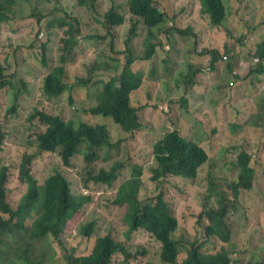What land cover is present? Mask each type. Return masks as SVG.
<instances>
[{"label":"rangeland","instance_id":"1","mask_svg":"<svg viewBox=\"0 0 264 264\" xmlns=\"http://www.w3.org/2000/svg\"><path fill=\"white\" fill-rule=\"evenodd\" d=\"M127 2L128 0H99L97 11L90 13L86 8L79 6L76 0H18L13 7L11 19L0 23V64L6 65L9 73H16L15 81L27 78L31 85V89L29 88L19 98L14 112H10V109L16 103L15 93L9 87L0 91V132L6 136L5 149L0 152V168L4 165L9 167L13 179L12 186L15 189L11 193L12 197L19 201L27 191L26 185L23 188L19 187L17 178L18 168L26 154L34 157L32 172L40 184H44L47 177L55 171L61 170L73 182V193L80 194L85 189L93 195L92 203L84 208L85 223L97 221L93 236L87 238L78 231V228L70 226L62 236V244L51 236L49 243L38 244L37 253L43 248L46 249L48 254L46 264H67L66 251L90 253L97 237L112 233L118 241L126 245L128 253L136 255L131 258L123 252L118 253L114 256L112 264H164L160 257V243L146 230L129 232V226L122 218L123 213L117 210L114 203L119 186L132 175V166L140 164L144 170L141 198L154 200L164 190L167 198L174 203L180 221L176 237H191L197 232L198 216L194 213L201 210L206 191L204 184L210 181V174L220 183L225 178L227 180L237 178L238 171L235 167L238 154L242 149H247L253 155V165L258 173L254 188L243 195L246 205L241 204L232 211L230 218L239 232L238 242L241 245L245 246L246 233L255 229L256 234L250 238L246 252L234 253L236 258L245 255L249 259L253 254V252L250 254L249 250L258 242V248L264 249V134L256 135L254 128L250 126V138L246 134L244 138L231 140L223 139L222 136L238 123L236 113L249 111L254 103H257L254 120L263 123L264 132L262 114L264 103L260 97L252 95L253 92L264 89V81L258 83L257 91L246 92L250 83L245 80L253 68L251 60L258 56L257 51L264 43V22L261 23L263 16L259 11L261 7L264 9V0H249L250 7L244 9L241 8L240 0H224L226 20L218 26L213 23L210 13L202 14L199 0H155L156 6H164L171 16H177L174 20L175 25L184 27L192 24L194 32L192 36L186 38L178 37L177 45L171 42L172 45L169 44L166 48V43H163L165 51L169 52L178 64L173 68L169 66L171 71L164 72L165 66H162L152 75L149 73L150 64H147L148 62L143 64L147 71L146 80L151 83L160 77L162 84L159 87L149 84L143 90L132 93L134 103L138 106L147 105V108L140 111L142 127L128 134L112 117L87 114V109L97 103L96 91L101 87L98 81L117 77L128 56L125 41L131 24L139 18L129 12ZM113 5H116L118 11L125 16L126 22L107 34L103 26L104 15ZM67 13L80 18L82 31L78 35L76 56L67 63L71 86L61 96L50 99L42 91L44 75L54 66L61 64L62 39L66 37L67 26L61 27L57 24L49 27V24L59 17L68 18ZM39 16H43L41 22L38 21ZM146 34L147 27L140 21L139 35L132 42L136 55L135 70L139 66L138 56L145 52ZM88 35H105L106 38L87 39ZM194 39H199L200 45L196 44ZM207 43L216 46L222 56L228 55L227 60L221 56L218 71L209 70L208 64L205 65L203 62L198 64L199 48L202 46V53H205L209 50L204 48ZM44 44L47 45L46 52H43ZM167 52L162 54L163 57ZM185 58L200 69V75L196 79L198 82L194 83L188 95L190 100L188 109L182 106L181 89L173 88L174 85L181 86L176 83L175 78L181 77L183 70L181 65L185 63ZM231 62L239 68L241 77L230 73L228 64ZM95 66L99 70H96ZM77 77L90 79L91 83L80 86L75 83ZM238 79L242 80L236 82ZM18 87L23 88V85L18 84ZM236 88H243L244 91L239 92ZM242 94L244 96L239 98ZM146 101L148 103L144 104ZM162 106L166 109H162ZM36 109L59 113L67 121L75 124L76 128L80 126L82 120L91 124L105 123L114 134L115 141L124 140L111 150H97L100 151L101 158L91 164H88L84 155L79 153L73 159L72 166L65 167L58 152L38 149L37 136L45 127L31 120V115ZM225 109L228 110L227 115ZM175 115L176 120L180 115L183 117L175 121ZM224 119L223 135L216 136L211 130L217 131L216 126ZM179 125L193 141L203 144L206 150L208 148L210 160L202 166L195 179L176 177L168 184H161L151 178L150 169L155 164L153 148L166 132ZM222 142L226 146L222 145ZM87 146L88 140L85 137L81 150L87 151ZM116 161H123L124 166L112 185L90 180V172H98L102 168L109 169ZM85 182L88 186H85ZM30 220L27 219L26 222ZM23 237L25 241L29 240L28 234L23 233ZM17 240L11 234L2 235L0 252L4 250L5 257L14 259L20 254V249L16 245ZM8 243L13 245V249L7 246ZM221 248L222 246H218L215 251ZM32 258L35 259V256ZM248 259L245 258L244 261L247 262Z\"/></svg>","mask_w":264,"mask_h":264},{"label":"trees","instance_id":"2","mask_svg":"<svg viewBox=\"0 0 264 264\" xmlns=\"http://www.w3.org/2000/svg\"><path fill=\"white\" fill-rule=\"evenodd\" d=\"M76 1L90 13L97 11L99 0ZM199 1L202 14L210 13L209 16L213 17V23L217 26L224 23L226 20L224 0ZM17 2L18 0H0V23L11 19L13 7ZM240 2L242 9L250 7L249 0H240ZM127 3L129 12L139 18L131 24L125 41V51L128 56L117 77L98 81L101 87L96 91L97 103L87 109V114L112 117L123 131L134 133L142 127V123L141 107L134 105L132 92L143 90L149 84L155 87L162 84L160 77L151 83L146 80L147 71L143 64L145 62L150 64L149 73L152 75L162 66H165L164 72L171 71L170 67L173 68L178 64L172 55L165 51L163 43H166V48L171 42L177 45V37L191 36L194 30L192 25L179 27L172 24L171 21L177 16H171L164 6H156L155 0H128ZM259 11L263 16L262 23L264 22L263 7ZM67 17H59L49 24V27L57 24L61 27L67 26L66 37L62 39L61 64L54 66L44 75L42 91L50 99L61 96L71 86L67 63L76 56L75 50L79 45L78 35L82 31V23L77 16L67 13ZM42 18L43 16H39L38 21L41 22ZM140 19H143L147 25V34L144 38L145 52L142 56H138L139 66L135 70L136 56L133 54L131 43L139 35ZM125 22V16L118 11L116 5H113L104 15L103 26L109 34L110 30ZM94 37L106 38L105 35H88L86 38ZM46 51L47 45L44 44L43 52ZM165 52L167 54L163 57L162 54ZM257 53L260 61L255 62L254 58L251 60L253 68L245 79L250 83L251 91L258 86L257 82L264 81V43ZM218 59L219 53L216 51L213 54L212 69H217L219 66ZM184 62L181 65L183 67L181 77L175 78L176 83L181 86L174 85L173 88L181 89L182 106L188 109L190 102L188 95L194 83L198 82L196 79L200 75V69L188 58H185ZM47 65L46 62L45 66ZM95 69L99 70L96 66ZM228 69L233 76L241 77V74L237 73L239 68L235 63H229ZM17 77L19 78L18 74ZM15 78L16 73H9L7 66L0 64V91L9 87L15 93L16 103L10 112L16 110L21 95L31 89L27 78L18 81H15ZM75 83L86 86L91 80L77 77ZM18 84L23 85V88H19ZM253 94L260 97L261 102L264 103V89ZM145 97L147 98V95ZM146 103L148 101L144 104ZM176 115L175 121L183 117L180 115L176 120ZM31 120L45 127V130L37 136L38 149L58 152L65 167H71L73 159L79 153H82L85 161L91 164L101 158L100 151L111 150L124 140L115 141L114 134L105 123L91 124L82 120L80 126L76 128L75 124L67 121L61 114L46 109H36L31 115ZM187 122L190 123V120L187 119ZM180 127L179 125L168 131L154 145L155 164L150 169L151 178L161 184H168L176 177L195 179L202 166L209 160L203 144L193 141ZM85 137L88 140L87 151H82L81 146ZM5 145L6 136L0 132V152L5 149ZM33 160L32 155L26 154L18 168V185L20 188L26 185L27 190L19 201L11 195L15 189L12 186L13 179L8 165L0 168V239L2 235L11 234L18 239L16 245L20 249V254L14 259L5 257L3 254L5 251L2 250L0 264H46L48 254L44 248L37 253L39 243H49V238L53 236L62 244V236L70 226L78 228V231L87 238H91L96 230V220L85 223L84 208L92 203V193L85 189L80 194L73 193V182L61 170L55 171L47 177L44 184H40L32 172ZM123 166V161H116L109 169L102 168L98 172H90L89 178L95 183L112 185L118 179ZM235 168L238 171L237 178L228 180L225 178L221 183L210 174V181L204 184L206 191L201 210L194 213L198 216L197 232L191 237H176L180 221L174 203L167 198L164 190L154 200L141 198L144 170L140 164L132 166V175L120 185L114 203L117 210L123 213L122 218L129 226V232L146 230L162 245L160 257L164 264H264V249L258 248L259 242L249 250L250 254L253 252L249 259L245 255L242 258L234 257L235 252H246L250 238L256 233L255 229L248 231L244 237L245 246L241 245L238 242L239 232L231 222L230 213L241 204L246 205L243 195L254 188L258 173L253 165V155L247 149L239 153ZM85 186H88L87 182ZM27 219L31 220L27 223ZM23 233L28 234L29 240H24ZM7 246L13 249L11 243ZM125 246L112 233H108L96 238L90 253L78 254L76 250L66 251L65 260L67 264H112L114 256L118 253L123 252L131 258L136 256L128 253ZM218 246L222 248L216 252L215 248ZM32 256H35V259ZM245 258L248 259L247 262L244 261Z\"/></svg>","mask_w":264,"mask_h":264},{"label":"clouds","instance_id":"3","mask_svg":"<svg viewBox=\"0 0 264 264\" xmlns=\"http://www.w3.org/2000/svg\"><path fill=\"white\" fill-rule=\"evenodd\" d=\"M128 4V3H127ZM200 8H201V5H200ZM128 10H129V7H128ZM170 14V13H169ZM140 21L142 22L143 21V19H140ZM143 23H144V21H143ZM171 23L172 24H174V20H172L171 21ZM145 24V23H144ZM189 25H192V24H189ZM189 25H184V27H187V26H189ZM145 26L147 27V25L145 24ZM130 30V29H129ZM192 36V35H191ZM138 37V36H137ZM136 38V37H135ZM134 38V39H135ZM177 39H178V37H177ZM190 41V40H189ZM210 41V40H209ZM208 41V42H209ZM132 42H133V40H132ZM194 42L196 43V44H199L200 45V40L199 39H194ZM170 45H172V44H170ZM131 47H132V50H133V54H134V56H136L135 55V51H134V47H133V45H132V43H131ZM169 47V44L167 45V48ZM125 48H126V46H125ZM170 48H171V46H170ZM204 48H209V50H207L205 53H202V51H203V47L202 46H200V48H199V52H200V54H199V56H198V60H199V63L198 64H201L202 62H203V64H208V69L209 70H212L213 72H215L216 70L218 71V67H217V69H212V66L210 65V64H212V60H213V54L216 52V51H218V53H219V58L220 59H218V61H217V65L220 63V60H221V57H220V50L219 49H216L217 47L216 46H212V44L211 43H207L206 44V46L204 47ZM191 55V54H190ZM225 56H227V58H225ZM224 60H227L228 59V55L227 54H224L223 55V57H222ZM191 59H193L192 58V56H191ZM256 59H259V60H256ZM254 61L255 62H259L260 61V58H259V56L257 57H254ZM251 69V68H250ZM237 73H240L241 74V72L239 71V69H238V72ZM239 80H242V79H238L236 82H238ZM230 81H231V79H230ZM233 82V81H232ZM231 83V82H230ZM12 91V90H11ZM134 92H138L137 90H135V91H133L132 93H134ZM252 95H254L253 93H252ZM244 96V95H243ZM242 96V97H243ZM131 97H132V94H131ZM132 101H133V99H132ZM18 103H19V101H18ZM133 103H134V101H133ZM134 105H136L135 103H134ZM136 106H138V105H136ZM229 106H231V105H229ZM139 107H141V110H143L144 108H147V106H145V105H139ZM256 107H257V103H254V104H252L251 106H250V109H249V111H243V112H241V113H236L237 115H235L236 116V118H237V120H238V123L234 126V128L232 127L231 129H229V130H227V132L224 134V136H222V138L223 139H227V140H231V139H237V138H244V134H246L249 138H250V136H249V128H250V126H252L253 128H254V131H255V133H256V135L257 134H260V135H263L264 134V132H263V123H257V122H255V120H254V118H255V115H256ZM162 109H166V107H164V106H162ZM140 110V111H141ZM225 119H227V118H225ZM225 119L224 120H222V121H220V123L216 126V128H217V131H216V129H212L211 130V132H215V135L216 136H219V135H223L222 134V131L224 130V128H225V123H224V121H225ZM141 123H142V120H141ZM138 131V130H137ZM128 133H130V132H127V134ZM167 133V132H166ZM165 133V134H166ZM164 134V135H165ZM163 138V137H162ZM161 139V138H160ZM222 145H225V143L224 142H222L221 143ZM226 146V145H225ZM207 150H208V148H207ZM243 150V149H242ZM251 151H253V150H251ZM47 152H49V151H47ZM241 152V151H240ZM239 152V153H240ZM207 153H208V151H207ZM208 155H209V160H210V154L208 153ZM153 156H154V154H153ZM238 156H239V154H238ZM238 158V157H237ZM154 160H155V158H154ZM208 160V161H209ZM207 161V162H208ZM206 162V163H207ZM205 163V164H206ZM204 164V165H205ZM203 165V166H204ZM131 177V176H130ZM128 179V178H127ZM120 187V186H119ZM161 247H162V245H161Z\"/></svg>","mask_w":264,"mask_h":264},{"label":"crops","instance_id":"4","mask_svg":"<svg viewBox=\"0 0 264 264\" xmlns=\"http://www.w3.org/2000/svg\"><path fill=\"white\" fill-rule=\"evenodd\" d=\"M178 43H179V39H177V44H178ZM188 44H189V42H188ZM181 49H182V48H181ZM135 69H136V66H135ZM239 71H240V70H239ZM237 72H238V70H237ZM239 81H241V80H239ZM239 81H238V82H239ZM234 82H235V81H234ZM261 82H262V81H261ZM258 83H260V82H257V84H258ZM258 88H259L258 86H257V87H254L252 91H257ZM196 89H197V88L195 87V90H196ZM236 89H238L239 92L244 91L243 88H236ZM250 90H251V89H250V87H249V90H246V92H249ZM140 91H141V89H140ZM242 96H243V94H242L239 98H241ZM224 112L226 113V115L228 114V110H227V109H225Z\"/></svg>","mask_w":264,"mask_h":264},{"label":"built area","instance_id":"5","mask_svg":"<svg viewBox=\"0 0 264 264\" xmlns=\"http://www.w3.org/2000/svg\"><path fill=\"white\" fill-rule=\"evenodd\" d=\"M225 58H227V56H225ZM256 60H259V59H256Z\"/></svg>","mask_w":264,"mask_h":264}]
</instances>
